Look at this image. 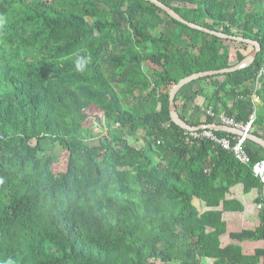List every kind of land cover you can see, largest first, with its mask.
<instances>
[{
	"label": "trees",
	"instance_id": "obj_1",
	"mask_svg": "<svg viewBox=\"0 0 264 264\" xmlns=\"http://www.w3.org/2000/svg\"><path fill=\"white\" fill-rule=\"evenodd\" d=\"M158 1L260 45L245 68L186 84L175 106L194 127L255 115L264 139V0ZM254 48L145 0H0V264H264V246L221 242L224 209L243 211L257 189L258 226L229 236L264 243V148L246 140L244 163L222 145L237 135L194 137L169 113L181 79Z\"/></svg>",
	"mask_w": 264,
	"mask_h": 264
},
{
	"label": "water",
	"instance_id": "obj_2",
	"mask_svg": "<svg viewBox=\"0 0 264 264\" xmlns=\"http://www.w3.org/2000/svg\"><path fill=\"white\" fill-rule=\"evenodd\" d=\"M145 1H149V2L153 3L157 7L164 10L172 18L178 20L179 22H181V23H183V24H185L191 28L202 30L204 32L211 33V34L216 35V36L221 37V38L233 39V40H237V41H241V42H246V43H249L255 47L254 50L248 56H246L240 63H238L235 66L223 68L220 70H212V71L194 73V74H191L190 76H187V77L181 79L177 84H175L171 88V90L169 92V113H170V117H171L172 121L185 130L196 131L198 129H211V130H215V131H225L228 133L235 134L237 136L245 137L246 140L253 141L254 143H256L259 146H261L262 148H264V139L263 138L257 137L253 133L242 132L238 128H235V127L226 126V125H222V124L200 125V126H196V127L191 126L179 116V113H178L177 108L175 106V97H176L177 93L186 84H188V83H190V82H192V81H194L200 77H204V76H208V75H214V74H223V73H228V72H234L236 70L245 68L246 66L250 65L254 61V59L256 58L257 52L260 50V45L257 42H254L252 40H246V39H244L242 37H238V36H229V35H226V34H223L220 32L209 30L207 28L196 25L194 23H191V22L185 20L183 17H181L171 7L165 5L164 3H162L158 0H145ZM263 195H264V191H263Z\"/></svg>",
	"mask_w": 264,
	"mask_h": 264
},
{
	"label": "crops",
	"instance_id": "obj_3",
	"mask_svg": "<svg viewBox=\"0 0 264 264\" xmlns=\"http://www.w3.org/2000/svg\"><path fill=\"white\" fill-rule=\"evenodd\" d=\"M258 87V84H257ZM199 97V96H198ZM204 98L202 101H198L197 98L194 102L202 106L204 103ZM259 101V100H258ZM257 189H253L249 194L241 195V200L244 206V210L241 212H235L228 209H224L222 218L225 222L226 232L221 235V242L223 246L239 245L241 247L242 253H253L255 249L262 248L264 243L262 241H243L232 239L229 234L241 232L242 230H255L256 226L259 224V211L257 209L256 198L258 197ZM220 206L219 209H221ZM209 264V261H208ZM262 264V263H260Z\"/></svg>",
	"mask_w": 264,
	"mask_h": 264
},
{
	"label": "built area",
	"instance_id": "obj_4",
	"mask_svg": "<svg viewBox=\"0 0 264 264\" xmlns=\"http://www.w3.org/2000/svg\"><path fill=\"white\" fill-rule=\"evenodd\" d=\"M260 75H264L263 71L260 73ZM250 119L251 120L247 122L246 124H238L233 119L227 118L224 114L219 115L220 124L238 128L240 131L245 132V133L252 132V124L255 119V115H252ZM192 132H193L192 135L194 137L200 136V134H198L197 132L195 131H192ZM202 135L210 137L213 140H217V138L213 135L211 130L209 131L204 130ZM245 141H246L245 137L237 136V142L235 143L234 146L231 147L229 142L226 140L222 141V145L225 149H230L234 153V155L238 159H240L242 162L249 163L250 159L247 156L245 149H244ZM253 171L256 176H259L261 180L264 181V161L257 162L253 167ZM258 208L260 209L261 205H259Z\"/></svg>",
	"mask_w": 264,
	"mask_h": 264
},
{
	"label": "rangeland",
	"instance_id": "obj_5",
	"mask_svg": "<svg viewBox=\"0 0 264 264\" xmlns=\"http://www.w3.org/2000/svg\"><path fill=\"white\" fill-rule=\"evenodd\" d=\"M226 44H230V41L229 42H225ZM250 49H251V47H250ZM221 61H223L224 62V57H221V59H220ZM145 69L146 70H150V65L148 66V65H145ZM197 100L198 101H202V96H199V97H197ZM189 112V111H188ZM188 112H184V114H188ZM90 114L91 115H94V116H92L91 118H92V120H94V122L96 123V124H93L91 127L93 128V130H94V133L95 134H97V135H99V137L100 136H103L104 134H105V130L104 129H102V126H101V115H97L96 114V112H94V111H91L90 112ZM251 119H249V121H250ZM248 121V122H249ZM252 128H253V126H252ZM98 141V138H96V140H95V142H97ZM137 145V144H136Z\"/></svg>",
	"mask_w": 264,
	"mask_h": 264
}]
</instances>
